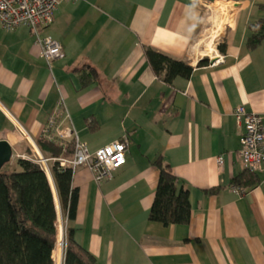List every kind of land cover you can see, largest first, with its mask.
<instances>
[{"label":"crops","instance_id":"1","mask_svg":"<svg viewBox=\"0 0 264 264\" xmlns=\"http://www.w3.org/2000/svg\"><path fill=\"white\" fill-rule=\"evenodd\" d=\"M260 19L264 0L62 1L41 29L62 47L49 65L29 28L0 26V140L12 149L9 164L39 139L55 141L58 127L89 152L127 142L110 179L97 184L86 167L73 171L78 200L68 225L95 264H264V166L245 170L243 124L233 115L243 106L264 120V39L247 45ZM211 32L207 52L201 37ZM145 48L187 62L191 74L166 84ZM92 69L96 80L82 85L79 75ZM157 157L188 190L186 224L148 218Z\"/></svg>","mask_w":264,"mask_h":264},{"label":"trees","instance_id":"2","mask_svg":"<svg viewBox=\"0 0 264 264\" xmlns=\"http://www.w3.org/2000/svg\"><path fill=\"white\" fill-rule=\"evenodd\" d=\"M251 28L249 47L264 39V19ZM218 49L222 51L221 45ZM144 56L155 76L169 85L178 77L188 78L193 70L187 62L172 59L151 48L144 49ZM206 63L204 58L198 66ZM79 77L85 86L94 82L97 75L92 69ZM36 144L42 157L48 159L50 178L32 152L0 169V264H56L58 213L65 223L61 264H95L94 256L74 239V230L68 225L76 214L78 200V190L72 186L73 170L53 160L71 154L74 140H68L62 146L57 141L41 138ZM152 164L159 176L149 220L163 225L188 223L191 217L188 190L160 157Z\"/></svg>","mask_w":264,"mask_h":264},{"label":"built area","instance_id":"3","mask_svg":"<svg viewBox=\"0 0 264 264\" xmlns=\"http://www.w3.org/2000/svg\"><path fill=\"white\" fill-rule=\"evenodd\" d=\"M62 1L77 0H0V26L7 30L20 26L29 28L35 44L39 47L40 55L49 65L51 61L63 56L62 47L50 35L41 34V29L50 25L56 7ZM233 115L238 123L243 124L244 129L238 151L242 164L245 169L257 172L264 166V120L258 114L246 111L243 106L236 107ZM54 131L55 141L64 146L68 140L73 139L74 149L68 156L61 155L53 160H57L60 166L70 167L73 171L78 166L86 167L97 184L110 179L112 173L125 163L127 142L124 138L89 152L86 145L80 142L69 128L58 127ZM32 147V153L49 175L48 159L43 158L36 147ZM217 161L221 164L220 157ZM231 189L236 194L242 192L235 186ZM59 234L64 248L65 225L60 218L57 220V237Z\"/></svg>","mask_w":264,"mask_h":264},{"label":"rangeland","instance_id":"4","mask_svg":"<svg viewBox=\"0 0 264 264\" xmlns=\"http://www.w3.org/2000/svg\"><path fill=\"white\" fill-rule=\"evenodd\" d=\"M215 35H216V32H211L210 34H208V36L206 35L204 37H201L202 38L201 43L206 45L208 42H211L213 44ZM206 51H208V50H206ZM48 177L50 178L49 175H48ZM64 225H65V223H64ZM61 241H62V237H61V234H59L58 239H57V245H56L57 246L56 264H61V261H62V253H63L64 248H61Z\"/></svg>","mask_w":264,"mask_h":264},{"label":"water","instance_id":"5","mask_svg":"<svg viewBox=\"0 0 264 264\" xmlns=\"http://www.w3.org/2000/svg\"><path fill=\"white\" fill-rule=\"evenodd\" d=\"M11 156H12V149H11L10 145L4 140H0V169L6 163L10 162ZM51 187H52V190H53V193L55 196V190H54V186H53L52 182H51ZM55 198H56V196H55Z\"/></svg>","mask_w":264,"mask_h":264},{"label":"bare ground","instance_id":"6","mask_svg":"<svg viewBox=\"0 0 264 264\" xmlns=\"http://www.w3.org/2000/svg\"><path fill=\"white\" fill-rule=\"evenodd\" d=\"M207 44H208L207 46L209 48L207 52H212L213 51V45H212V43L211 42H208ZM61 248H62V241H61Z\"/></svg>","mask_w":264,"mask_h":264}]
</instances>
